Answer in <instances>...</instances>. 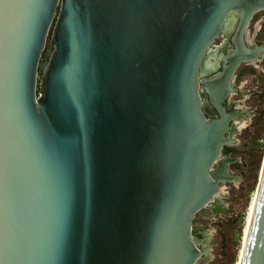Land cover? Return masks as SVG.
<instances>
[{
    "label": "water",
    "instance_id": "water-1",
    "mask_svg": "<svg viewBox=\"0 0 264 264\" xmlns=\"http://www.w3.org/2000/svg\"><path fill=\"white\" fill-rule=\"evenodd\" d=\"M262 9L0 0V264H199L193 219L240 178L222 149L245 114L223 102ZM240 264H264V164Z\"/></svg>",
    "mask_w": 264,
    "mask_h": 264
},
{
    "label": "rangeland",
    "instance_id": "rangeland-1",
    "mask_svg": "<svg viewBox=\"0 0 264 264\" xmlns=\"http://www.w3.org/2000/svg\"><path fill=\"white\" fill-rule=\"evenodd\" d=\"M246 36L251 43L264 45V9L254 14ZM237 73L239 91L230 97L246 118L236 120L232 133L236 141L230 145V152L238 161L231 163L230 169L240 178L220 186L215 199L218 210L205 207L193 219V225L208 234L210 245L199 264H237L248 207L264 164V52L253 62L242 63Z\"/></svg>",
    "mask_w": 264,
    "mask_h": 264
},
{
    "label": "flooded vegetation",
    "instance_id": "flooded-vegetation-1",
    "mask_svg": "<svg viewBox=\"0 0 264 264\" xmlns=\"http://www.w3.org/2000/svg\"><path fill=\"white\" fill-rule=\"evenodd\" d=\"M254 16V15H253ZM253 18V17H252ZM250 23V22H249ZM248 27V26H247ZM247 29V28H246ZM232 34L230 36H227L226 34L222 33L220 34L216 39L215 41L212 43V45L210 46L209 48V55H211L213 57V55H217L218 53L222 52L223 49L225 48H228L231 46V42H230V38H231ZM244 40L246 43L248 44H256V43H251L246 34L244 35ZM257 45H261V44H257ZM213 60V59H211ZM250 63V62H249ZM249 63H244V64H249ZM242 64V63H241ZM240 64V65H241ZM239 65V66H240ZM239 66L237 67L235 73H234V76L232 78V86L235 88V90H233L232 92H230L227 97L224 99V102H223V106L227 109H231V108H239L240 111L244 112V110L240 107V106H237L236 105V102H234V100H231V97L230 95L233 94L234 92H237L239 91V88L238 86L235 84V80L237 79L238 77V68ZM221 67L219 68H216V70L212 71L213 73L217 72L220 70ZM213 73H210V74H213ZM206 96V93L205 92H202V100H204ZM207 104L211 107V115L212 116H215L216 115V111L214 110V108L209 104V102L207 101ZM245 116L244 117H238V118H241V119H245L246 118V113L244 112ZM232 144V143H231ZM231 144H228V145H225L222 149V154H230L231 155V152H230V145ZM230 167V165H229ZM216 201V200H215Z\"/></svg>",
    "mask_w": 264,
    "mask_h": 264
},
{
    "label": "bare ground",
    "instance_id": "bare-ground-1",
    "mask_svg": "<svg viewBox=\"0 0 264 264\" xmlns=\"http://www.w3.org/2000/svg\"><path fill=\"white\" fill-rule=\"evenodd\" d=\"M261 169H263V167ZM258 186H259V184H258ZM257 189H258V187H257ZM257 189H256V191H255V193L253 195V198L250 201V205L248 207V213H247V216H246L244 230H243V235H242V245H241V248H240V251H239V254H238L237 264H240V259L242 257V252H243L244 244H245V241H246V238H247V235H248L249 226H250V222H251V218H252V214H253L254 206H255V202H256V197H257Z\"/></svg>",
    "mask_w": 264,
    "mask_h": 264
}]
</instances>
